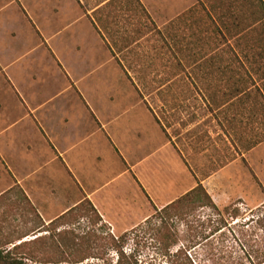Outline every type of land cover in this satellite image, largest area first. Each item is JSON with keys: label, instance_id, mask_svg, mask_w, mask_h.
Listing matches in <instances>:
<instances>
[{"label": "crops", "instance_id": "crops-1", "mask_svg": "<svg viewBox=\"0 0 264 264\" xmlns=\"http://www.w3.org/2000/svg\"><path fill=\"white\" fill-rule=\"evenodd\" d=\"M189 2L0 0V203L24 208V194L48 223L89 200L114 229L127 227L148 218L146 201L160 194L166 205L175 188L193 187L183 161L204 154L188 142L200 128L232 147L246 106L237 80L203 89L183 72L155 89L138 84L162 78L143 77L139 42L187 31ZM176 80L191 90L169 89Z\"/></svg>", "mask_w": 264, "mask_h": 264}, {"label": "rangeland", "instance_id": "rangeland-1", "mask_svg": "<svg viewBox=\"0 0 264 264\" xmlns=\"http://www.w3.org/2000/svg\"><path fill=\"white\" fill-rule=\"evenodd\" d=\"M196 2L197 0L189 2L190 18H193L190 28L183 33L175 32L173 42L168 34L159 32H152L141 39L139 49L136 48L135 52L141 60L143 77L161 75L162 78L138 84L143 90L155 89L165 84L167 76L184 72L196 76V79L200 75L197 82L203 89H213L219 85L224 89L232 84L229 80H237L238 88L246 89V93L240 98L246 103L241 111V114L244 112L241 115L243 117H240L243 120L240 126L244 130L231 139L232 147L223 137L212 138L207 130L200 128L197 132L199 137L188 142L199 143L201 150L205 152L199 156H187L188 161L183 162L189 169L187 175L190 187L205 179L201 184L218 208L236 204L240 209L237 219L229 218L227 226L210 237L209 247L191 251L192 260L196 264H214L213 258L219 264H258L260 256L255 258L254 254L258 251L264 255V233L248 223V219L264 202V0ZM168 88L175 91L191 90L187 82L180 80L174 81ZM162 99L165 100L163 97ZM181 101L180 93L173 103V132L180 131ZM202 110L205 114L206 111ZM158 114L164 120V114ZM259 142L262 143L259 145ZM213 173L216 174L215 178L208 180L207 176ZM124 190L136 194L135 190L138 189L135 185L125 184ZM184 190L185 187L181 190L175 188L173 198L180 197ZM158 196L159 199L155 202L148 200L143 203V211L149 215L148 218L154 214L155 209H160L165 204L160 200L161 195ZM11 205L5 207V204L0 203V236L16 239L25 233L33 234L36 223L32 219L35 216L26 213L22 205L15 209ZM211 213L209 209L200 208L195 215L201 221H207L209 217L215 219L214 215L210 216ZM145 220L114 229L102 218L115 235L130 231ZM151 221L155 223L154 216ZM81 223L84 226L87 219H83ZM212 228H207L204 233H211ZM143 230L146 233L139 234V242L130 240L125 247L126 254L135 249L133 256L126 259L133 264H165V258L154 247L150 230L145 229V226ZM36 234L40 235L38 232ZM185 235V226L181 222L178 225L180 243L187 238ZM33 237L34 235H28L25 239ZM104 261L90 260L100 264H114L117 256L109 252Z\"/></svg>", "mask_w": 264, "mask_h": 264}, {"label": "trees", "instance_id": "trees-1", "mask_svg": "<svg viewBox=\"0 0 264 264\" xmlns=\"http://www.w3.org/2000/svg\"><path fill=\"white\" fill-rule=\"evenodd\" d=\"M23 199L26 213L35 216L32 219L36 223L32 230L34 232L19 235L16 239L0 236V264H100L90 260L105 262L109 252L117 256L114 264H133L126 258L132 257L135 249L126 254L125 247L130 240L139 242V234L146 233L142 231L144 226L153 235L154 247L165 258V264H196L192 260L191 251L209 247L210 237L226 227L229 218L235 220L240 216L236 204L218 208L200 182L172 202L155 209L152 215L156 219L155 223L151 221V216L143 224L119 235L110 231L89 200L82 201L45 223L24 194ZM200 208L209 209L212 212L210 216L214 215L215 219L209 217L207 221H201L195 215ZM256 210V215L252 214L248 223L264 233V202ZM83 219H87L84 226L81 223ZM181 222L187 237L183 243H180L178 237V225ZM211 226V233L205 234V230ZM28 235L34 237L25 239ZM254 256H260L257 263L264 264L263 253L257 251ZM213 262L219 264L214 258Z\"/></svg>", "mask_w": 264, "mask_h": 264}]
</instances>
